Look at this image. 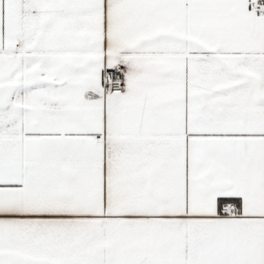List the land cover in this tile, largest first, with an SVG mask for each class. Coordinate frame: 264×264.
Listing matches in <instances>:
<instances>
[{"label":"snow or ice","instance_id":"6c2138e0","mask_svg":"<svg viewBox=\"0 0 264 264\" xmlns=\"http://www.w3.org/2000/svg\"><path fill=\"white\" fill-rule=\"evenodd\" d=\"M0 264H264V0H0Z\"/></svg>","mask_w":264,"mask_h":264}]
</instances>
